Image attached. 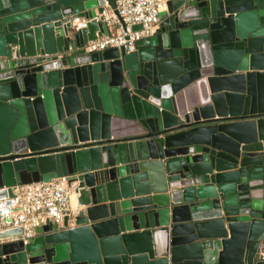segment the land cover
Here are the masks:
<instances>
[{
    "label": "water",
    "instance_id": "1",
    "mask_svg": "<svg viewBox=\"0 0 264 264\" xmlns=\"http://www.w3.org/2000/svg\"><path fill=\"white\" fill-rule=\"evenodd\" d=\"M117 1L0 0V264H264V0L87 52ZM61 176L74 215L12 240L17 188Z\"/></svg>",
    "mask_w": 264,
    "mask_h": 264
},
{
    "label": "built area",
    "instance_id": "2",
    "mask_svg": "<svg viewBox=\"0 0 264 264\" xmlns=\"http://www.w3.org/2000/svg\"><path fill=\"white\" fill-rule=\"evenodd\" d=\"M168 1L170 0H118V15L113 12L105 14L110 29H116L106 34H97L96 39L84 46L86 51H102L114 46L124 48L127 52L136 50L138 40L156 32L160 14L167 9ZM92 19L99 20L100 16ZM92 19L77 17L72 23L74 28L81 29ZM135 25H141V28L134 29ZM73 196V185L69 183L68 176L18 187L10 227L21 226L24 231L21 236L12 240L28 243L36 236L37 227L48 223L64 227L66 218L74 215L76 204L71 201ZM69 226L72 227L73 222L69 221ZM257 257L264 260V242L258 248Z\"/></svg>",
    "mask_w": 264,
    "mask_h": 264
},
{
    "label": "crops",
    "instance_id": "3",
    "mask_svg": "<svg viewBox=\"0 0 264 264\" xmlns=\"http://www.w3.org/2000/svg\"><path fill=\"white\" fill-rule=\"evenodd\" d=\"M165 10H166V9H165ZM111 12H112V11H111ZM158 27H159V26H158ZM115 29H116V27H113V28L110 29V31H112V30L114 31ZM157 29H158V28H157ZM71 201H72L73 204H76V198H75V196L72 197Z\"/></svg>",
    "mask_w": 264,
    "mask_h": 264
}]
</instances>
